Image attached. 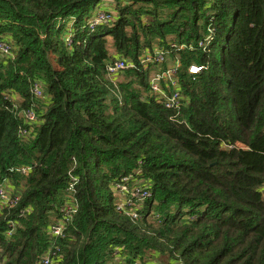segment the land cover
<instances>
[{"label":"trees","instance_id":"trees-1","mask_svg":"<svg viewBox=\"0 0 264 264\" xmlns=\"http://www.w3.org/2000/svg\"><path fill=\"white\" fill-rule=\"evenodd\" d=\"M102 1L0 0V264L55 246L58 264H264V0ZM171 43L191 48L139 62ZM119 58L136 67L110 74ZM160 67L178 110L152 91Z\"/></svg>","mask_w":264,"mask_h":264},{"label":"built area","instance_id":"built-area-1","mask_svg":"<svg viewBox=\"0 0 264 264\" xmlns=\"http://www.w3.org/2000/svg\"><path fill=\"white\" fill-rule=\"evenodd\" d=\"M98 14H95L94 16V23H108L112 20V14H109L107 11H100L97 12ZM210 34L206 37L203 38L199 42V46L207 48L209 44H206L207 40H210ZM191 48L190 45L188 44H180L178 45L177 43H171L170 44V50H164L159 47L155 48V51L153 52V55H150V52L144 53L141 55L139 62L141 64H150L153 63L155 66H161V64L166 60L168 57V53H170L173 49H187ZM0 52L6 56H13L12 53V47L8 42L5 40H0ZM136 67V62L133 60L125 59V58H119L116 59L113 63H111L108 66V71L110 74L114 75L117 74L120 71H126L128 69H132ZM205 69V66L199 65V64H191L188 67V72L191 76H196L200 73H202ZM160 70L162 71H156L155 74L153 75V78L151 79V88L152 91L155 93L156 98L164 103V106L167 109H174L178 110L181 107V94L180 90L178 87V82L175 77L177 73V67H171L167 70H163L160 67ZM170 81L173 85V90L171 92H168L166 89L163 88L161 85L162 81ZM35 92L38 96H41L42 92L36 86ZM28 117L29 119L33 122L36 120L35 115L32 112H28ZM22 173L26 174L27 168H21L19 169ZM130 181V177H125L122 182H119L117 184H114V191L120 195L122 198L123 196H127L126 192L129 191V187L127 185V182ZM132 197L138 200H144L149 198L152 195V192L144 187H134V189L130 190ZM10 196L7 194L5 186L0 183V205L3 204L5 201L9 200ZM124 202H121L118 207L120 209H125L126 205L129 206V203L131 204L129 197L127 196V199H124ZM72 210L68 209L66 210V219L63 221L54 223L51 225V234L53 236H59V237H64V229H65V223H67L70 218L72 217ZM130 212L132 213L133 217H137V213L130 209ZM60 247L55 246L51 247L48 252L42 257V260L40 264H58L59 260L61 259L60 255ZM131 264H143L142 262L136 260L133 261Z\"/></svg>","mask_w":264,"mask_h":264},{"label":"rangeland","instance_id":"rangeland-1","mask_svg":"<svg viewBox=\"0 0 264 264\" xmlns=\"http://www.w3.org/2000/svg\"><path fill=\"white\" fill-rule=\"evenodd\" d=\"M105 3H110L109 0H103L98 6H101L102 5H105ZM98 14V13H97ZM95 18H91L90 19V23L94 21ZM155 51V49H153L152 51H149L150 52V55L152 54L153 55V52ZM158 71V70H153L152 73L150 74V80L153 78V75L155 74V72ZM123 199H127V196H123ZM168 258L167 257H160L154 261H152L153 264H167V261Z\"/></svg>","mask_w":264,"mask_h":264}]
</instances>
